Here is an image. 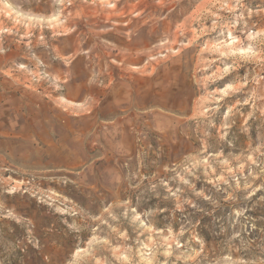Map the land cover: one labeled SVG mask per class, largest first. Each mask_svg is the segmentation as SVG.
<instances>
[{"label":"rangeland","instance_id":"rangeland-1","mask_svg":"<svg viewBox=\"0 0 264 264\" xmlns=\"http://www.w3.org/2000/svg\"><path fill=\"white\" fill-rule=\"evenodd\" d=\"M0 264H264V0H0Z\"/></svg>","mask_w":264,"mask_h":264}]
</instances>
